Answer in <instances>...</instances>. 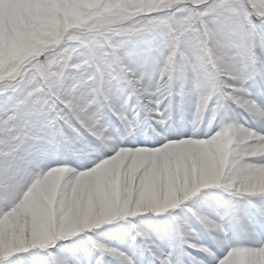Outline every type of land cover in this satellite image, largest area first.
<instances>
[{"label":"snow or ice","instance_id":"1","mask_svg":"<svg viewBox=\"0 0 264 264\" xmlns=\"http://www.w3.org/2000/svg\"><path fill=\"white\" fill-rule=\"evenodd\" d=\"M7 5L0 29V75L19 71L21 65H26L27 77H34L31 83L40 90L38 97L42 98L37 99L31 115L35 127L30 125L29 129L34 138L42 137L37 147L46 161L25 166L13 160L7 171L0 168V244L10 246L12 234L18 228L40 241L39 246L19 253V264H104L99 252L81 253L60 244L50 247L48 240L53 231L62 232L79 224L98 209L138 202L155 205L159 214L154 215V229L143 228L136 242L122 249L127 264H234L237 260L264 264V229L243 241L234 238L227 227L230 201H223L222 210L215 208L210 214L216 222L215 231L205 228L189 211L203 197L225 191L223 173L236 163L231 155L220 157L218 146L206 143L210 133L195 126L189 130L182 122L186 90L215 87L211 65L189 60L182 69V85L174 90L175 101L168 111L165 106L169 100L165 99L159 106L161 115L148 120L151 127L146 135L128 138L124 126L132 122L143 128L148 110L155 107L141 96L144 78L153 80V92L158 78L151 70L144 42L134 37L123 51L115 54L104 85L105 95L95 112L62 90L45 87L48 73L36 60L26 64L28 54L44 42L46 29L79 12V6L74 0H7ZM219 40L221 46L228 43L224 33ZM16 81H20V76ZM254 87L264 90V81L257 77ZM10 91L7 81L0 84V126L9 122L15 112L12 104L3 103ZM169 112L173 118H168ZM95 120L114 123L122 139H117L110 151H102L91 162L81 163L74 147L84 138L94 139L90 134L95 132ZM33 142L20 144L17 140L15 157H22ZM121 150L131 157L129 163L119 158L108 160ZM247 161L254 167L264 162V157H248ZM65 164L67 168L61 167ZM4 176L8 177L6 181ZM173 199L179 206L165 210L164 202ZM184 220L194 229L191 238L184 235ZM197 224L207 233V239L202 238Z\"/></svg>","mask_w":264,"mask_h":264},{"label":"clouds","instance_id":"2","mask_svg":"<svg viewBox=\"0 0 264 264\" xmlns=\"http://www.w3.org/2000/svg\"><path fill=\"white\" fill-rule=\"evenodd\" d=\"M74 2L79 6L78 14L46 29L44 42L28 54L26 64L36 60L45 67V87H56L98 112L115 54L139 37L158 78L155 92L151 78H144L141 86L143 100L155 105L148 110L143 128L132 122L124 126L125 136L135 138L146 135L151 127L148 120L161 115L159 106L165 99L169 100L166 111L173 104V92L182 85V69L189 60L210 64L215 87L186 90L182 122L189 130L195 126L210 133L206 143L218 146L220 157L231 155L236 163L223 173L225 191L203 197L189 211L205 228L215 231L216 222L210 215L215 212L214 203L230 201L227 227L234 238L243 241L264 229V162L250 167L247 161L248 157H264V90L254 87L257 77L264 81V0H103L102 7V0ZM221 33L228 38L226 46H221ZM27 71L26 65H21L19 71L0 75V84L7 81L11 89L3 103L15 108L9 122L0 126V168L5 171L13 160L25 166L46 163L37 147L42 137L34 138L29 129L30 125L35 127L31 115L37 99L42 97H38L40 90L33 87L34 77H27ZM168 118H173L171 112ZM92 127L95 132L90 136L94 139L84 138L74 147L81 163L91 162L102 151H110L116 140L122 139L120 129L111 121L95 120ZM17 140L20 144L34 141L20 158L15 157ZM117 158L125 164L131 160L124 150L108 160ZM2 179L6 181L8 177ZM178 206L174 199L163 204L165 210ZM155 207L138 202L98 209L79 224L62 232L53 231L48 246L60 244L81 253L99 252L104 264H127L122 249L135 243L143 229L136 218L159 214ZM183 223L185 237L194 236L187 220ZM39 244L36 237L18 228L12 234L10 246L0 244V261L19 264V253Z\"/></svg>","mask_w":264,"mask_h":264},{"label":"rangeland","instance_id":"3","mask_svg":"<svg viewBox=\"0 0 264 264\" xmlns=\"http://www.w3.org/2000/svg\"><path fill=\"white\" fill-rule=\"evenodd\" d=\"M73 15H77L78 12H73ZM220 193V191H216L214 193ZM223 203V200H221L219 203L215 204V206L220 207ZM138 224H140L139 226L145 229H148L149 227H156V221L154 219V215L152 214H147L145 216H141L140 220L137 221ZM154 223V224H153ZM202 238H206L207 239V233L205 231L202 232L201 234ZM238 264H244V262L242 260H240V262Z\"/></svg>","mask_w":264,"mask_h":264},{"label":"bare ground","instance_id":"4","mask_svg":"<svg viewBox=\"0 0 264 264\" xmlns=\"http://www.w3.org/2000/svg\"><path fill=\"white\" fill-rule=\"evenodd\" d=\"M6 7H8L7 0H0V29H2L3 25H4ZM217 194H219V192ZM218 208H219L218 210H222L221 207H218ZM139 220H140V217L136 218V222ZM196 227L199 231H202V228H200V226L198 224L196 225ZM148 229H153V227H149ZM153 232H155V231H153ZM239 262H240V260H237L234 262V264H238Z\"/></svg>","mask_w":264,"mask_h":264}]
</instances>
